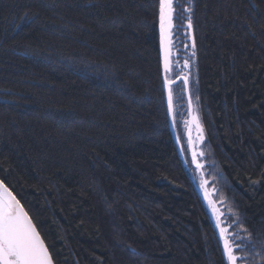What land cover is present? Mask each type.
Segmentation results:
<instances>
[{"label": "trees", "instance_id": "1", "mask_svg": "<svg viewBox=\"0 0 264 264\" xmlns=\"http://www.w3.org/2000/svg\"><path fill=\"white\" fill-rule=\"evenodd\" d=\"M175 8L211 176L264 259V0ZM158 18L159 0H0V182L54 264H226L170 130Z\"/></svg>", "mask_w": 264, "mask_h": 264}, {"label": "snow or ice", "instance_id": "2", "mask_svg": "<svg viewBox=\"0 0 264 264\" xmlns=\"http://www.w3.org/2000/svg\"><path fill=\"white\" fill-rule=\"evenodd\" d=\"M176 0H159V27H160V50L164 73V88L167 90V114L174 117L173 94L170 79L172 72L171 57L174 55L172 29L174 27L173 19ZM186 11L188 9H185ZM188 28H192L189 18ZM193 48L195 44L193 43ZM195 53L193 52V55ZM184 68L189 67L188 61H185ZM179 79L184 82L185 91L188 88V76L180 75ZM189 115L192 116V102H188ZM195 123L199 139H203L202 129H200L198 119L192 116V119L185 121L186 126ZM175 126V121H174ZM189 147L192 146L191 129L189 127ZM196 162V153L193 152V163ZM199 168L200 165L197 164ZM220 239L223 241L222 258L226 264H237L236 250L241 247L240 244L230 242L226 237V229L220 227ZM0 264H53V258L49 253L48 247L41 239L29 214L24 210L16 196L0 182Z\"/></svg>", "mask_w": 264, "mask_h": 264}, {"label": "rangeland", "instance_id": "3", "mask_svg": "<svg viewBox=\"0 0 264 264\" xmlns=\"http://www.w3.org/2000/svg\"><path fill=\"white\" fill-rule=\"evenodd\" d=\"M175 6V5H174ZM177 19H175V14H174V19H173V24L174 27L172 29V39H173V48L172 51L174 55L171 57V62L174 67H177L179 70H177V74L170 73V79L173 81H177L179 79L178 77L180 75H187L188 76V91L190 98L192 100V105L194 107V112L196 113V98L194 95L195 92V70L194 66L192 65V59L191 57L193 56V47L191 44V36L189 35V28H188V19L185 22V25L182 27L184 37L181 35H174L176 26L175 22ZM175 39L178 40V42H184L185 43V49L184 52H182L180 49L176 48L175 44ZM188 59L189 67L183 69V63ZM173 68V67H172ZM176 78V79H175ZM180 83V80L173 85L172 87V94H173V108H174V117H169L170 118V125H171V130L173 132V135L175 137L177 147L180 150V155L182 157V160L184 162V165L191 175L192 179L196 182H198L199 178L196 176V172L194 169V166H197L199 164L203 168V172L205 174L206 178V183H207V188H210V191L214 194V198L216 202L218 201H223L221 197L218 195V189L215 185V182L211 176L213 173L211 169V164L209 162L208 158V153L205 148V143L203 139H199V133L197 130V126L195 123L192 124L191 126V139H192V146H188V142L186 139V132H185V121H187V100L185 96V89L184 85L182 87L176 86ZM183 84V83H182ZM197 114V113H196ZM195 114V117H196ZM197 118V117H196ZM174 121H175V126H174ZM199 123V122H198ZM200 126V125H199ZM201 129V127H200ZM189 149L191 150V155L189 154ZM193 152L196 153V162L193 163ZM202 171V170H201ZM200 184V181L198 182ZM198 184V185H199ZM217 189V190H216ZM216 191V192H215ZM223 212L224 216L221 217V221L219 222L220 227L226 229V237L230 240V242H236L240 244L241 240L243 241V238L241 236H235L236 233L241 231L240 228H238V225L236 224V219H234L233 215L229 212L228 208L226 207V204H223V208L221 213ZM226 213V214H225ZM220 231V229H219ZM238 241V242H237ZM235 255L237 256V264L238 263H243L245 262V255L244 252L240 248H238L235 252ZM251 264V263H249Z\"/></svg>", "mask_w": 264, "mask_h": 264}, {"label": "water", "instance_id": "4", "mask_svg": "<svg viewBox=\"0 0 264 264\" xmlns=\"http://www.w3.org/2000/svg\"><path fill=\"white\" fill-rule=\"evenodd\" d=\"M189 30H190L189 31V35L191 36L192 35L191 29H189ZM158 34H159L158 35L159 36V52H160V63H161L162 81H163V89H164V94H165V104H166V107H167V90L164 88V73H163V64H162V57H161V50H160V27H159V18H158ZM173 64H174V62H173ZM172 67H173L172 69H175L174 65H172ZM171 73H173V70H172ZM179 80H181V79H177V81H174L171 84V88ZM181 81L183 82V80H181ZM183 85H184V82H183ZM185 96H186V100H187V116H188L187 121L191 120L192 119V116H195V114L197 113L196 114V117H197L198 122H199V125H200V127L202 129L203 141L205 143V134H204L203 127H202V124H201L199 110H198V106H197V103L196 102H195L196 103V105H195L196 106V113L194 112V107L192 105V116L189 115L188 102H189V99H191V98H190V95H189L188 88L185 91ZM191 102H192V100H191ZM168 119H169V125H170V118H169V116H168ZM191 126H192V124L190 126H186V128H185L187 142H188V139H189V127L191 129ZM170 130H171V125H170ZM171 132H172V130H171ZM172 136H173L174 141L176 142L175 137L173 135V132H172ZM188 146H189V143H188ZM178 152H179V155H180L179 148H178ZM189 154L191 155V150L190 149H189ZM180 158L182 160L181 155H180ZM182 162H183V160H182ZM183 164H184V162H183ZM194 169H195V172L197 171L196 172V176H197V178H199L198 182L200 181V184L198 182L194 181L193 179L192 180L194 182L196 191L199 194V196H200V198L202 200V203H203V205H204V207H205V209H206V211H207V213H208V215H209V217H210V219L212 221V224L214 226V229L216 231V234H217V236H218V238L220 240L221 249L223 251V241L220 239V231H219V228L217 227V225L221 221L220 220L221 217L224 216L223 212L221 213V211H222L223 204L225 203V201L223 200V201L216 202V200L214 198V194L210 191V188L209 189L207 188V183H206L205 174L203 172V168L201 166L199 168L197 166H194ZM220 215H221V217H220Z\"/></svg>", "mask_w": 264, "mask_h": 264}, {"label": "flooded vegetation", "instance_id": "5", "mask_svg": "<svg viewBox=\"0 0 264 264\" xmlns=\"http://www.w3.org/2000/svg\"><path fill=\"white\" fill-rule=\"evenodd\" d=\"M180 4H178V6H179ZM177 19V18H176ZM178 23H177V25H176V35H179L180 34V31H179V29H178ZM175 42H176V48H178V49H181L182 48V46H184L185 45V43L184 42H178V40L177 39H175ZM182 52H184L183 50H182ZM177 70H179L178 68L177 69H173V74H177ZM180 71V70H179ZM176 79V78H175ZM183 82L180 80V83L178 84V85H176V86H179V87H182L183 86V84H182ZM242 252H244V254L246 255L247 254V256H245L246 258H245V262H243V263H238V264H249V263H251V264H264V259H263V256H262V253L263 252H259V251H256L255 253H254V255L255 256H253V257H249L248 255V252L246 251V250H242Z\"/></svg>", "mask_w": 264, "mask_h": 264}]
</instances>
